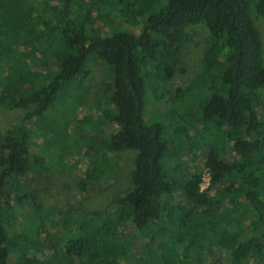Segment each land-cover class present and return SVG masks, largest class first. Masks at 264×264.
Returning a JSON list of instances; mask_svg holds the SVG:
<instances>
[{
	"label": "trees",
	"instance_id": "1",
	"mask_svg": "<svg viewBox=\"0 0 264 264\" xmlns=\"http://www.w3.org/2000/svg\"><path fill=\"white\" fill-rule=\"evenodd\" d=\"M164 1L0 0V109L25 111L0 133V264H264V0ZM197 25L202 70L164 102ZM98 64L111 94L78 124ZM87 142L102 157L81 191L114 182L128 151L129 187L105 210L53 204L43 176Z\"/></svg>",
	"mask_w": 264,
	"mask_h": 264
},
{
	"label": "rangeland",
	"instance_id": "2",
	"mask_svg": "<svg viewBox=\"0 0 264 264\" xmlns=\"http://www.w3.org/2000/svg\"><path fill=\"white\" fill-rule=\"evenodd\" d=\"M158 1L159 3L153 5V8L149 13H157L162 10L166 2H163V0ZM253 18L255 26L261 34L264 57V18L257 16L255 13H253ZM123 29L139 33L141 26L129 28V26L126 25ZM187 33L188 36L191 37V42L185 45L181 58V66L186 72L183 74H178V76L172 81L171 85L166 86L165 90L167 91L168 89L170 91L171 89V91L164 92V102H171L170 95H173L174 97L177 88L187 87L191 83L192 79L201 72L203 67L202 58L204 49L206 47L205 43L208 39V32L202 25H197L188 28ZM91 70V79L89 85L91 86L90 89L92 92L87 98L86 103L81 108L80 115L77 120L78 124H85L84 118H87V115L96 114V107L99 105L97 104L96 100L98 99L99 92H102L105 95L111 94L109 84L106 80V72L103 70V66L100 64L93 65ZM152 84L156 87V89L151 88V91L148 95V99L153 103L152 105L150 104L148 106L147 113L150 112L148 113V119L154 116L157 119H161L159 114L162 113L163 115L167 113L168 108L171 105L163 102H157L158 104H154V100L157 99V93L159 92L158 88L161 87L156 81H152ZM166 93H168V95ZM177 102L180 103L178 100ZM106 105H104V108ZM24 116L25 111L22 109H0V133L5 134L8 132L14 125H16V123L21 121ZM34 124L36 123L34 122ZM114 128L108 125L104 127L102 131L94 130V132H91V136H93L91 138L92 140L99 142L101 141V138H105L110 135ZM94 145L96 146L94 143H85L83 148L69 160L68 167L65 172H48L43 176L44 181L51 183L54 187L53 190L48 194L50 202L61 207L68 204L79 205L88 211L105 210L109 209V203L115 195L121 194L129 187V175L134 167V161L136 157V153L130 151L119 155V173L117 179L114 182L109 185L103 184L100 186L98 191H81V179L85 174L90 173L91 170H94L98 167L99 159L102 157V154L94 149ZM196 146L199 149L197 152H201V154H198L200 160L204 156V152L202 150H205L206 148L203 147L201 143H198ZM183 159L184 161L182 165L188 166L191 164V162L186 158ZM203 178L204 183L207 182L206 180L209 178L208 173L204 172ZM207 185L208 183L204 185L205 189H207ZM49 236L51 237V235ZM212 260L213 263L214 261H217L218 264H222L223 259L221 257V253L218 252L215 254Z\"/></svg>",
	"mask_w": 264,
	"mask_h": 264
},
{
	"label": "built area",
	"instance_id": "3",
	"mask_svg": "<svg viewBox=\"0 0 264 264\" xmlns=\"http://www.w3.org/2000/svg\"><path fill=\"white\" fill-rule=\"evenodd\" d=\"M209 175V174H208ZM204 179V178H203ZM207 182H205L204 183V180H203V182H202V185H201V188H202V190H205V184H207L208 183V185H207V188H209V186H210V176H209V178H208V180H206Z\"/></svg>",
	"mask_w": 264,
	"mask_h": 264
}]
</instances>
